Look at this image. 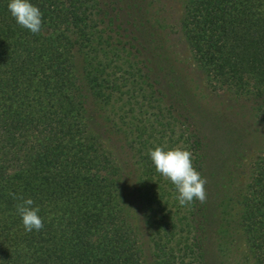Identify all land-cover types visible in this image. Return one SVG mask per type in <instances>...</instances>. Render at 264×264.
<instances>
[{
  "label": "trees",
  "instance_id": "16d2710c",
  "mask_svg": "<svg viewBox=\"0 0 264 264\" xmlns=\"http://www.w3.org/2000/svg\"><path fill=\"white\" fill-rule=\"evenodd\" d=\"M29 2L42 14L36 34L0 0V264H146L148 254L151 264H211L210 238L223 251L231 235L227 209L207 189L205 202L181 206L148 152L188 150L205 179L174 34L211 91L247 101L264 121V0H183L177 22L162 0ZM20 198L39 208L40 231L24 229ZM242 227L264 264V152L251 162Z\"/></svg>",
  "mask_w": 264,
  "mask_h": 264
},
{
  "label": "rangeland",
  "instance_id": "374dc122",
  "mask_svg": "<svg viewBox=\"0 0 264 264\" xmlns=\"http://www.w3.org/2000/svg\"><path fill=\"white\" fill-rule=\"evenodd\" d=\"M162 1L166 14L177 22L182 14L183 0ZM172 37L176 54L182 60L174 74L180 80L181 93L187 98L188 103L182 106L196 121L206 143L204 174L208 184L207 188L205 184V191L208 190L214 206L222 203L228 211L231 235L227 243L223 242V251L218 248L215 238H210L211 264H255L242 227V200L249 182L251 162L264 152V121L256 118L247 101L234 98L228 91H211L204 75L190 67L191 54L181 36L174 34ZM107 143L110 146L109 141ZM110 147L121 157L117 142L112 141ZM126 170L130 173L129 167ZM131 174L133 176V172ZM132 176L125 175L126 195L133 220L146 245L148 235L131 187ZM146 264H151L149 254Z\"/></svg>",
  "mask_w": 264,
  "mask_h": 264
},
{
  "label": "clouds",
  "instance_id": "9594fccd",
  "mask_svg": "<svg viewBox=\"0 0 264 264\" xmlns=\"http://www.w3.org/2000/svg\"><path fill=\"white\" fill-rule=\"evenodd\" d=\"M8 10L16 23L33 34L39 33L42 27V14L38 7L29 0H9ZM148 155L158 172L164 179L170 181L178 195L176 199L181 206H186L194 200L203 203L206 200V179L193 167L192 153L182 148L165 151L163 147L150 149ZM13 195L14 198L15 194ZM16 205L24 229L27 232L40 231L44 227L42 218L38 215L39 208L32 207L31 198L23 199Z\"/></svg>",
  "mask_w": 264,
  "mask_h": 264
}]
</instances>
